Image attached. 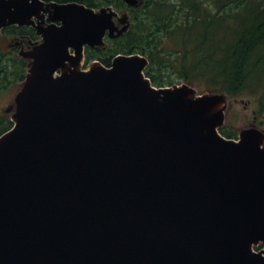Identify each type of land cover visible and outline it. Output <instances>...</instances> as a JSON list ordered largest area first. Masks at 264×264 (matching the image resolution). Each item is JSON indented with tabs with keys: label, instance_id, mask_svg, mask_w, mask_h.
<instances>
[{
	"label": "water",
	"instance_id": "water-1",
	"mask_svg": "<svg viewBox=\"0 0 264 264\" xmlns=\"http://www.w3.org/2000/svg\"><path fill=\"white\" fill-rule=\"evenodd\" d=\"M14 25L42 39L0 136V264H264V130L222 133L231 94L87 62L131 29L113 6L0 0Z\"/></svg>",
	"mask_w": 264,
	"mask_h": 264
},
{
	"label": "trees",
	"instance_id": "trees-1",
	"mask_svg": "<svg viewBox=\"0 0 264 264\" xmlns=\"http://www.w3.org/2000/svg\"><path fill=\"white\" fill-rule=\"evenodd\" d=\"M47 1H76L92 8L113 6L118 11H129L132 15L129 32L110 40L106 51H89V61L100 59L111 66L119 54L146 55L152 61L147 76L155 85L165 86L167 77H159V70L168 59L179 54L184 61V78L204 77L207 91H227L234 98L247 96L257 106L256 118L264 125V0H146L138 9L129 8L123 0ZM222 31L234 39H224L221 47L213 50L221 53V57L214 52L207 54L204 47ZM193 54L199 56L195 63L191 62ZM156 63L160 68H155ZM203 63L209 65L206 71ZM11 74L23 80L24 61L0 59V77ZM170 81L169 77L167 83ZM12 127L11 121L5 125V120L0 119V136ZM222 133L233 137L225 129Z\"/></svg>",
	"mask_w": 264,
	"mask_h": 264
},
{
	"label": "rangeland",
	"instance_id": "rangeland-1",
	"mask_svg": "<svg viewBox=\"0 0 264 264\" xmlns=\"http://www.w3.org/2000/svg\"><path fill=\"white\" fill-rule=\"evenodd\" d=\"M99 9V8H97ZM118 11V10H117ZM120 13H125L126 11H119ZM218 37V38H217ZM224 39H234V36H226L224 31L219 33L218 36L212 41L211 44H208L204 47V50L207 54L213 53L216 47H221ZM215 54H220L217 57H221V53L214 52ZM146 56V55H145ZM148 57V56H147ZM198 55L193 54L191 56V62L195 63L198 59ZM149 58V57H148ZM150 59V58H149ZM150 62L152 63L151 59ZM188 62V61H187ZM150 63V65H151ZM183 64L184 61L182 56L179 54H175L172 59H168L162 70L158 63H156L155 68L159 70V77H167L165 86H172L174 84H183L185 82L191 83L195 87H197L201 92H206L207 90V80L204 77H197L195 80H189L184 78L183 75ZM209 65L207 63H203L202 68L203 71H206ZM200 74V73H199ZM194 76V74H193ZM171 78L170 83H167L168 78ZM22 83L21 79H17L16 75H7L3 78L0 77V119L5 120V125L9 124L11 121L10 113L8 109L11 107L14 97L19 90V87ZM157 86V85H156ZM158 86V87H165ZM220 91V90H219ZM257 106L252 104L247 96H242L239 98H234L232 96L228 116L227 123L223 129L228 131L230 134H233V139H238L240 132L242 129L252 125L257 124L260 128L264 130V125H260L259 121L256 118L255 111ZM12 122V121H11ZM13 123V122H12ZM2 129L0 128V131Z\"/></svg>",
	"mask_w": 264,
	"mask_h": 264
},
{
	"label": "flooded vegetation",
	"instance_id": "flooded-vegetation-1",
	"mask_svg": "<svg viewBox=\"0 0 264 264\" xmlns=\"http://www.w3.org/2000/svg\"><path fill=\"white\" fill-rule=\"evenodd\" d=\"M42 1L51 2L47 0H42ZM60 3H64V2H60ZM115 21H116V24H118V21L117 20ZM35 23L39 25L41 23V20L35 19ZM41 39H42L41 36L38 34L37 29L34 26H17V25L10 26L8 28H5L0 35V59H15V60L24 61L25 75H24V79L22 80V82L25 80L27 69H28V65L23 56V53L33 51L34 44L39 42ZM106 40H107L108 47H109V41L110 40L112 41L115 39H110L107 35ZM96 49H100V48H95V49L90 48V47L86 48L87 62L94 61V60H90V61L88 60V53L89 51L96 50ZM103 51H106V50H103ZM72 52L74 51L72 50ZM95 60L101 61L100 59H95ZM20 88H21V85L19 89Z\"/></svg>",
	"mask_w": 264,
	"mask_h": 264
}]
</instances>
